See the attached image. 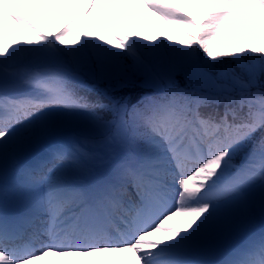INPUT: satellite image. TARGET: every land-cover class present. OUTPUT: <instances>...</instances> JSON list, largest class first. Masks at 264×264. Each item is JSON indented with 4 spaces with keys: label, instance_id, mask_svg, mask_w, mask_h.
Wrapping results in <instances>:
<instances>
[{
    "label": "snow or ice",
    "instance_id": "obj_1",
    "mask_svg": "<svg viewBox=\"0 0 264 264\" xmlns=\"http://www.w3.org/2000/svg\"><path fill=\"white\" fill-rule=\"evenodd\" d=\"M198 2L201 19L175 0H0V264H264V0ZM20 3L52 5V27ZM129 4L182 38L110 18L67 38L74 6L87 24ZM242 6L260 10L247 44L217 43Z\"/></svg>",
    "mask_w": 264,
    "mask_h": 264
},
{
    "label": "trees",
    "instance_id": "obj_2",
    "mask_svg": "<svg viewBox=\"0 0 264 264\" xmlns=\"http://www.w3.org/2000/svg\"><path fill=\"white\" fill-rule=\"evenodd\" d=\"M201 8H198V13L201 16ZM202 17L198 16V19H201ZM261 23H264L261 21ZM160 29V28H158ZM163 29L167 30L169 34H171L176 39H181V35L178 32H174L172 29H168L165 25L163 26ZM124 30L127 32H131L133 30H141L144 32H147L148 34H154L153 30H149L148 24L141 19H137L134 23H126L124 25ZM188 30V29H186ZM254 31V28L251 24V17L248 13L244 14L242 17H236L234 22L229 23L223 32L219 36L216 37L217 43H222L225 46L232 47L234 44H241L246 45L247 42L250 39V36L252 32ZM256 31V35L258 37L264 38V33ZM106 88L107 85L103 84Z\"/></svg>",
    "mask_w": 264,
    "mask_h": 264
},
{
    "label": "rangeland",
    "instance_id": "obj_3",
    "mask_svg": "<svg viewBox=\"0 0 264 264\" xmlns=\"http://www.w3.org/2000/svg\"><path fill=\"white\" fill-rule=\"evenodd\" d=\"M190 2L195 3V2H198V0H175V3H180V4H183L185 6L187 4H189ZM120 7H122V6L121 5H109L108 8L106 9V15L105 16H103V17L89 16L88 17V23L85 24V22H84L85 18L82 14L84 5H77V6H74V11L69 13V15L65 16L64 20H62L61 23H63L64 21H66L69 18L79 17L85 28H90L95 24V25L99 26L104 31V33L106 34V32H107V30H106L107 29V20L110 18L109 13H112V16H113V14L116 12V10ZM15 8L19 9L23 15H28L30 18L33 17L35 14L32 7L29 6L28 4H25V3L16 4ZM254 10L257 11V9H254ZM128 11L134 13L137 16H140L141 18H143L145 16L153 18L152 16H148L147 14H144L143 9L137 5H134V4L132 5V10L130 9ZM235 11H237V10L235 9ZM158 20L161 23V20L159 18H158ZM14 28L18 29V27L16 25L14 26Z\"/></svg>",
    "mask_w": 264,
    "mask_h": 264
}]
</instances>
